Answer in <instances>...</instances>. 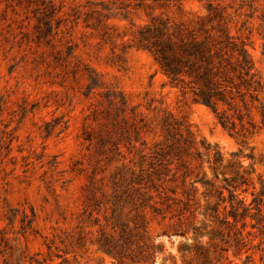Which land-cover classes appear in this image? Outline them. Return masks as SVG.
<instances>
[{
	"label": "rangeland",
	"instance_id": "374dc122",
	"mask_svg": "<svg viewBox=\"0 0 264 264\" xmlns=\"http://www.w3.org/2000/svg\"><path fill=\"white\" fill-rule=\"evenodd\" d=\"M207 2L224 9L264 77V0H0V264H163L175 255L184 238L169 231L171 213L162 219L146 212L143 231L135 229L142 220L129 207L117 223L111 211V175L118 167L128 175L148 169L167 112L193 138L191 173L184 183L181 169L166 185L180 199L176 206L188 203L199 224L206 203L217 198L199 182L190 190L191 182L203 177L219 187L226 178L245 204L256 199L253 219L246 218L247 251L230 259L242 264L248 254L249 264H264V132L240 137L223 129L206 107L170 86L151 53L134 45L152 16L193 24ZM90 76L97 82L92 89ZM114 93L153 132L138 139L133 130L111 133L120 151L113 157L103 125ZM207 146L220 162L213 164ZM130 229L129 253L143 252V259L120 263L99 249L102 233L128 244Z\"/></svg>",
	"mask_w": 264,
	"mask_h": 264
},
{
	"label": "trees",
	"instance_id": "16d2710c",
	"mask_svg": "<svg viewBox=\"0 0 264 264\" xmlns=\"http://www.w3.org/2000/svg\"><path fill=\"white\" fill-rule=\"evenodd\" d=\"M153 1L166 3L175 0ZM205 10L206 14L197 16L193 24L152 16L137 30L134 45L151 53L170 86L182 96H189L193 103L206 107L223 129L240 137L264 132V77L254 63L248 43L240 34L232 32L224 9L207 2ZM96 83V78L90 76L87 88L92 89L97 86ZM116 95L118 98H108L107 124L103 125L107 138L113 144V157L120 151L111 133L118 130L130 133L133 130L138 139L141 132H153L151 123L134 109L128 113L125 97L121 93ZM122 124L128 129L123 131ZM159 127L163 140L153 145L148 155V169L128 175L124 167H118L111 175L114 223L119 221L117 214L129 207V212H134L133 217L142 220L139 226L135 224V229L139 227L145 231L143 220L146 212L162 219L167 217L165 213L168 212L171 213L168 219L172 221L169 231L184 240L177 244L175 255L163 257V264H237L230 259V255L241 260L242 253L247 251L244 250L245 238L251 232L245 231L246 218L253 219L250 205L256 199L245 204L236 192L237 186L230 184L226 178H223V185L214 187L213 181L201 177L191 182L190 190L196 182L206 188L213 187L217 200L206 203L203 219L195 224L190 219L192 211L189 204L184 202L182 207L176 206L180 199L175 197L173 188L166 186L167 182L178 178L181 169L184 170L181 174L183 182L191 173L192 134L184 122L170 112L165 113ZM141 145L144 150H151L145 140H141ZM206 150L214 165L221 161L218 151L210 153L209 146ZM211 168L215 180H219L217 168ZM168 191L172 196L168 195ZM250 226L255 227L254 224ZM131 230L134 229L127 232L128 244L127 240L120 242L102 233L97 239L99 249L120 263L143 259V252L139 253L140 258L129 253ZM157 247V252L164 253L162 244ZM155 254H149L147 259L152 261ZM251 262V256L246 254L242 264Z\"/></svg>",
	"mask_w": 264,
	"mask_h": 264
}]
</instances>
